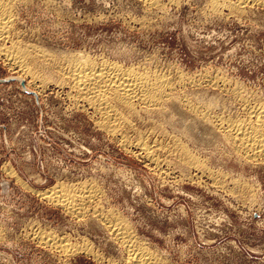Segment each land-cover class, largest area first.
Instances as JSON below:
<instances>
[{"label":"rangeland","instance_id":"obj_1","mask_svg":"<svg viewBox=\"0 0 264 264\" xmlns=\"http://www.w3.org/2000/svg\"><path fill=\"white\" fill-rule=\"evenodd\" d=\"M157 2L156 9L142 0L13 6L16 31L1 48L21 42L188 81L175 85L160 113L136 106L130 126L111 135L97 126L98 114L66 98L68 87L31 80L0 56V264H129L91 208L70 215L41 197L57 184L95 189L102 216L123 220L130 244L151 250L159 264H264V162L244 159L210 126L243 117L242 97L264 103V0H248L240 14L213 13L208 0ZM122 138L161 146L160 169ZM172 142L203 169L181 168L167 154ZM39 235L69 246L54 250Z\"/></svg>","mask_w":264,"mask_h":264},{"label":"bare ground","instance_id":"obj_2","mask_svg":"<svg viewBox=\"0 0 264 264\" xmlns=\"http://www.w3.org/2000/svg\"><path fill=\"white\" fill-rule=\"evenodd\" d=\"M20 1L21 0H0L1 42H3L4 40V42H6L7 39L9 40L8 34L10 33L12 23H14L12 22L14 21L12 17V8L17 2ZM208 1L209 8L213 13H218L222 9L226 8L232 13L240 14L241 11H243V6L248 3V0ZM142 2L144 3L145 7L149 9L160 8L157 0H142ZM15 31L12 32L14 33ZM13 33L10 34L14 35ZM19 43L22 44L21 42ZM19 43H11L10 46L2 48L0 46V56L3 57L4 60L12 68L17 69L26 77L29 76L31 80H41V78H43V80L45 79V81H56L57 84L65 85L66 87H68L69 93L66 98L70 99V102H72V104L76 107H87L91 109L94 114H98L99 117L97 119V126L102 127L107 133L111 135H117L118 132L120 133L119 130L122 126H130L132 122L129 124L130 120L128 119V117L132 114L135 115L137 107H140V109H143V111L151 110L152 113H160L162 111V106L171 101L176 94L174 93L176 89L175 85L188 81L187 78L183 75H179L176 81L173 82L172 78L167 75L160 74L159 71H150L147 69L143 70L140 68H133V66L124 67L116 62H108L103 59H91L81 53H51L50 51L47 52L41 50L42 48L39 50L34 46L28 47L26 45L27 47H22L23 45L20 46ZM42 69L50 70L51 73H54V77L52 74L45 78L46 75H42ZM222 81L224 82V80ZM222 84L224 85V83ZM216 86H218L217 83ZM236 96L238 97L240 96V94ZM241 97L242 96H240V98ZM185 102H187V99ZM185 102H183L181 106L183 105L189 109V105ZM240 102H242L241 104H243V117L235 120H218L215 124H212V122H210L212 124L210 126L213 129H216V131L221 136H223V138L229 143V145L238 155H241L244 159L251 162H264V103L260 102V100L253 98L250 99L248 97H246L245 99H243L242 97ZM183 106L182 108H184ZM206 114L207 113L202 112L197 116L199 118L201 116L203 119L202 121L208 123ZM144 137L145 136H143V138ZM143 138L137 139L135 143H132V141L129 142L128 140L126 141L122 138V144L126 147L128 145L133 147L134 149H138L144 159H146L154 167L160 169L161 162L157 155L162 147L157 145L151 146L147 144V141L144 142ZM176 142H172V148H170V150H167V154L172 155L171 157L177 161L181 168L190 167L197 168L199 170L203 169V167L200 166V164L188 154L183 146L179 145ZM165 151L166 150H164L163 152L165 153ZM210 175H212L213 179L215 178L214 181L217 186H223V181H220L221 177H216V175L214 176L213 174ZM84 185L79 188H74L73 186H67L65 184H57V186L52 187L46 192H42L40 195H42L41 197H43L47 201L61 206V208L70 213V215L74 214L75 216H83V213L91 208L93 213L96 214L97 217H100V220L103 221L102 224L108 227V229L113 232L112 237H114V240L122 244V247H125L126 251L129 252V261L127 260L129 264H159L156 256L151 250L143 247L140 244H130V241H132L133 238L130 236L131 234L129 235L127 226L124 224L123 220L111 215L102 216L103 212H99L98 207L95 205V203H97L96 190L90 186ZM236 185L237 188H239L238 191L246 190L243 185L239 183H237ZM246 198H248L251 203V196L249 195ZM38 234L39 233L35 234L34 236H37ZM55 238H52L51 235H48L46 237H44L43 235L40 236L39 241H44L43 243L48 244V246L50 248H53L54 250H67L66 248L69 245L64 241V243L59 242L57 241L58 238ZM80 247L82 248V246ZM79 249L75 247V249H70V251L74 252L75 250L77 251ZM82 249H84L86 252L89 251L86 250V248Z\"/></svg>","mask_w":264,"mask_h":264}]
</instances>
